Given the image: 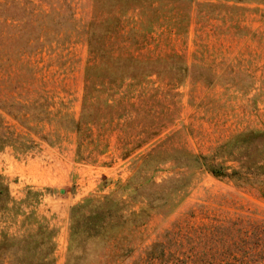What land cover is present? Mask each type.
Returning <instances> with one entry per match:
<instances>
[{
    "label": "rangeland",
    "instance_id": "rangeland-1",
    "mask_svg": "<svg viewBox=\"0 0 264 264\" xmlns=\"http://www.w3.org/2000/svg\"><path fill=\"white\" fill-rule=\"evenodd\" d=\"M180 64L181 77L167 69ZM85 94L94 121L79 138L71 121ZM0 115V132L33 142L0 149L15 201L0 210V238L46 225L54 264H66L84 199L179 176L166 161L178 151L229 168L254 160L257 142L223 144L264 128V0H0ZM243 175L194 171L169 213L131 205L76 264H262L264 176Z\"/></svg>",
    "mask_w": 264,
    "mask_h": 264
},
{
    "label": "trees",
    "instance_id": "trees-1",
    "mask_svg": "<svg viewBox=\"0 0 264 264\" xmlns=\"http://www.w3.org/2000/svg\"><path fill=\"white\" fill-rule=\"evenodd\" d=\"M90 51L95 56L105 58V56H102L100 47L98 52H94L91 48ZM107 59L112 60L116 58H112V55L108 53ZM129 59L136 58L129 57ZM175 66L169 65L167 69L177 70L180 77L183 76L185 66L183 64ZM144 75H147V72ZM98 87H100L98 84H92L95 93L98 92ZM85 99L86 94L83 96L80 116L77 120L71 121L72 127L70 130L78 133L79 138L82 129L90 128L91 123L94 121L86 120L85 118ZM102 104L109 106L107 101H102ZM22 107L27 114L26 107ZM89 121L92 122L89 123ZM2 122V116L0 115V125H2ZM2 128H4V131L0 132V149L7 144L15 149L24 151L30 148V145L33 143L29 137L17 135L6 126H2ZM51 135L57 134L56 132H52ZM40 137L46 138L42 134ZM255 142H257L255 146L256 157H253L254 160L252 158L249 159V154L245 153L241 159L237 158V161H239L238 168H229L221 163L209 162L205 155L178 151L167 157L166 161H173L176 167L184 170L179 176H168L159 183L151 179L150 181H137L133 185H131V179L129 183L123 185L120 194L103 196L102 198L88 197L84 199L80 204L71 209L66 264H76L83 257H86V260H88V257L98 249L97 246L101 243V235L104 228L117 219H127L126 212L129 211L128 207L131 205L143 201L150 209L169 213L175 206L172 202L173 196L185 189L191 181L193 172L202 167L217 178L242 179L246 177L243 174L264 176V128L262 130H249L239 133L229 140V142L227 141V143L223 144L224 146L221 145L220 147H228L232 151L235 144L248 148L249 144ZM81 145L82 142L79 139L76 153L80 152L79 148ZM229 169H231L230 172H227ZM9 204H15V201L10 197L5 179L0 176V210L9 209ZM54 248V230L48 229L46 225L37 223L36 229L25 236L18 238L9 237L4 234L1 236L0 256L2 260H0V264H54ZM262 264H264V259L262 260Z\"/></svg>",
    "mask_w": 264,
    "mask_h": 264
}]
</instances>
